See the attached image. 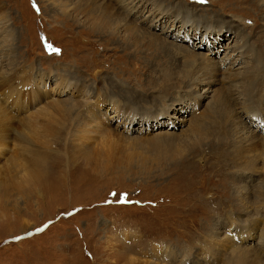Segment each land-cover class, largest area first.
<instances>
[{"label": "rangeland", "instance_id": "1", "mask_svg": "<svg viewBox=\"0 0 264 264\" xmlns=\"http://www.w3.org/2000/svg\"><path fill=\"white\" fill-rule=\"evenodd\" d=\"M92 5L0 0L1 75L19 89L28 76L42 79L47 90L12 107L10 85L0 87L9 127L0 139V264H124L120 253L132 264H264V0ZM107 9L116 24L96 29L90 16ZM227 54L244 57L236 67L260 63L258 75L232 85L219 72L200 84L204 69L194 65L218 71ZM10 58L21 71L8 69ZM65 78L76 87L62 93ZM45 123L30 146L51 160L30 179L18 138Z\"/></svg>", "mask_w": 264, "mask_h": 264}, {"label": "bare ground", "instance_id": "2", "mask_svg": "<svg viewBox=\"0 0 264 264\" xmlns=\"http://www.w3.org/2000/svg\"><path fill=\"white\" fill-rule=\"evenodd\" d=\"M72 0H64V2L62 3V0H60V2H61V4H64V5H67L68 4V2H71ZM82 2L86 5V6H93L94 7V5H92L93 4V0H82ZM75 3H77V2H74V4ZM78 4L80 5V2L78 1ZM128 4H129V2H128ZM97 5V4H96ZM95 5V6H96ZM84 6V5H83ZM85 6V7H86ZM130 7V6H129ZM75 8V7H74ZM109 10L107 9V10H105L104 11V14L101 16L100 14H97L98 15V17H99V19H96V18H94V17H92V16H90V20H91V24L93 25V27H95L96 29H103V31H105V30H107V28H108V25L110 24V23H114V24H116L115 23V20L117 21V19L119 18V17H117L116 19L114 18L115 16H114V14H113V12H111V11H109ZM91 13H94V10H92L91 11ZM94 14H96V13H94ZM116 14V13H115ZM113 15V16H112ZM4 17V14L2 13L1 14V18H3ZM187 18H185V20H186ZM2 20L0 19V24H2ZM126 24V23H125ZM183 24H185V21L183 22ZM3 25V24H2ZM118 27V23H117V26H115L114 28L116 29ZM126 27V26H125ZM130 27V26H129ZM131 30H133V31H131V32H129V33H131V34H133L134 33V37L135 38H139L142 34L141 33H139L137 30L138 29H136L135 28V26L134 25H132L131 27ZM141 31V30H140ZM116 34V33H115ZM1 35V34H0ZM3 36V35H2ZM132 36V35H131ZM154 37L155 36H152V35H150L149 36V38H150V40H154ZM9 38V37H8ZM155 39H158L157 38V36L155 37ZM164 39V38H163ZM137 40V39H136ZM159 40V42L158 43H161V39H158ZM165 40V39H164ZM239 44V43H238ZM10 45V44H9ZM12 45V44H11ZM160 45H162V44H160ZM240 45V44H239ZM238 45V46H239ZM167 47V46H166ZM13 48V46H11V49ZM163 48V47H162ZM239 48V52L242 54L241 56H246V55H249L248 54V52H249V50H248V48L244 45V44H241L240 45V47H238ZM166 50V49H165ZM12 53V52H11ZM195 55V54H194ZM228 55V54H227ZM237 56V55H236ZM251 56V55H250ZM260 56V55H259ZM244 57H240L239 56V58L238 59H236L235 58V60H232L231 59V57L228 55V56H225L222 60H224V62H221L220 63V68H218V71H216V69H214V67L211 65V63H206V59H204V62L206 63L205 64V66L203 65H201L202 63H203V61L201 62V60L196 64V65H194V66H198L199 68H203L204 69V72H201V75H200V78H201V81L203 82H200V80L198 81L200 84H206V82L208 81V76H213V75H217V73H219V72H221L222 74H223V78H224V83H226V82H229V83H231L232 85H237L236 83H234L233 82V80H236V79H240V78H242V80H244V81H247V83H250V81H251V78L252 77H255L254 75H258V74H254V70H257L258 68H261V64L260 63H257V62H255L256 64H253V65H249V67L247 66V65H240L239 67H236V64L238 65L239 63L240 64H242V59H244ZM253 58V57H252ZM215 60V59H214ZM247 60V59H246ZM256 60V59H255ZM184 61V60H183ZM192 61V60H191ZM228 62V63H225V62ZM244 61V60H243ZM247 62H249V60L247 61ZM1 63V62H0ZM6 64L8 63V64H10L11 65V67L10 68H8V69H17L18 67H19V64H17V63H15V58H10L8 61H6L5 62ZM232 63V64H231ZM249 63H251V62H249ZM246 64V63H245ZM193 66V67H194ZM217 66V65H216ZM21 69H22V67L20 66L19 68H18V71H21ZM4 70V69H3ZM6 71V70H5ZM12 72H14V71H12ZM263 72V71H262ZM6 73V72H5ZM1 74H3V72L1 73L0 72V87H2V88H4V87H7L8 85H10L8 88H6V91L10 94V96H9V98H8V100H9V103L10 104H8V106H12L13 107V105H16V103L18 102V100H19V98H20V96L22 95V94H30V95H32L35 99H37V98H39V97H41V96H44L45 94H47L46 93V84H45V82L42 80V79H32V76H28V77H26L28 74H26L25 75V77L27 78V80H28V83H27V85L25 86V85H23V87H24V89H23V87H21L20 89L18 88V80H17V78L16 77H13V76H6V75H1ZM12 74V73H11ZM17 75V74H16ZM218 76V75H217ZM260 77V76H259ZM220 78V77H219ZM233 78H235V79H233ZM19 79V78H18ZM242 80H241V82H242ZM263 80V79H262ZM11 82L10 84H6V82ZM17 81V82H16ZM260 81V80H259ZM23 82V81H22ZM256 81H254L253 83H255ZM16 83V84H15ZM23 84V83H22ZM41 85H42V87H45L44 88V90L42 89V87H41ZM12 86H14L13 88V90H10V88L12 87ZM57 88H58V90H60V88H61V92L62 93H64L67 89H72L73 87H74V89H75V87H76V84L75 83H72V81H70L69 79H67V78H65L64 80H63V82H62V80H61V82L60 83H58L57 84ZM20 87V86H19ZM228 87V86H227ZM229 87H230V85H229ZM236 87V86H235ZM246 87H248L247 85H246ZM237 88V87H236ZM244 88V87H243ZM78 89H79V87H78ZM229 89H231V87L229 88ZM253 89V88H252ZM261 89V88H260ZM78 91V90H77ZM217 91V90H216ZM244 91V90H243ZM246 92V91H245ZM251 92V91H250ZM2 93V92H1ZM4 93V92H3ZM230 93L233 95L235 92L234 91H230ZM241 93V92H240ZM226 94H228V92L226 93ZM236 94V93H235ZM242 94V98H244L245 97V95H246V93H241ZM1 96V95H0ZM6 96V95H5ZM229 96V95H228ZM252 97V96H251ZM6 98V97H5ZM218 98V97H217ZM241 98V99H242ZM113 99H114V97H113ZM246 99V98H245ZM7 100V99H6ZM230 100V99H229ZM16 103H15V102ZM105 101V100H104ZM111 101V100H110ZM116 102V101H115ZM220 102V101H219ZM221 104H224L225 102L227 103L228 102V98H223L222 100H221ZM235 102V101H234ZM253 102V101H252ZM256 102V101H255ZM257 102H259V101H257ZM1 103V102H0ZM8 103V102H7ZM217 103V102H216ZM249 103V102H248ZM68 105H77L76 104V101H74V102H72V103H67ZM115 104V108L116 109H118V110H120L119 109V106H120V104H119V102L117 101L116 103H114ZM219 104V103H218ZM232 104V103H231ZM48 105V104H47ZM158 105V104H157ZM242 105V104H241ZM245 105V104H244ZM248 105V104H247ZM25 106V105H24ZM42 106V105H41ZM73 106V107H74ZM233 106V105H232ZM26 107V106H25ZM226 107V106H225ZM64 108V107H63ZM227 108V107H226ZM245 108H247L246 106H245ZM11 109V108H10ZM35 109V108H34ZM9 110V109H8ZM14 110V109H13ZM132 110V109H131ZM225 110V109H224ZM47 111H48V109L45 111V113H47ZM64 111V110H63ZM91 111V110H90ZM133 111V110H132ZM229 111V110H228ZM227 111V112H228ZM6 108H4V107H1L0 108V139H6L7 138V136L8 135H6L7 134V130H9V127H8V124L7 123H5L3 120L6 118ZM221 112V111H220ZM219 112V113H220ZM225 112V111H224ZM25 113V112H24ZM93 113V112H92ZM63 114V113H62ZM104 114V113H103ZM225 114V113H224ZM90 115V114H89ZM106 115V114H105ZM124 115V114H123ZM138 115V113H136V112H134V114H132L131 116L133 117V118H136V116ZM126 116V115H125ZM139 116H140V114H139ZM13 117V116H12ZM28 118V117H27ZM145 118H147V116H145ZM205 118H209V117H207V116H205ZM213 118V117H212ZM132 119V118H131ZM197 119V118H196ZM27 120V123H33V122H31V121H29V119H26ZM37 120V119H36ZM88 120V119H87ZM130 120V119H129ZM209 120V119H208ZM99 123H102L101 122V120H99L98 121ZM34 123H36V122H34ZM191 123H192V125H193V127H196L197 129H198V127H199V125H203V122H202V120H200V121H198L197 123L198 124H195L193 121H191ZM215 123V122H214ZM55 124V123H54ZM90 124V123H89ZM11 125V124H10ZM9 125V126H10ZM33 125V124H32ZM58 125V124H57ZM87 125V124H86ZM47 126H48V123H45V124H39V126H33V128L30 130V127L29 126H27L26 127V134H25V137H19L18 138V140L20 139V143L21 144H23V143H25V145H27L26 147H24L25 149H24V158L25 159H22V162L24 163V166H25V169H26V177L28 176L30 179H32V178H35V177H38L39 176V172H38V170H37V167L41 164V163H47L48 161H49V159L51 158L50 156H44V157H40V155L38 156L37 154H38V152L36 153L35 151H33L32 149H31V146H30V142L32 141V139L30 138V133H32L34 130V128L35 127H39V129H40V127H42L43 129L45 128V129H47ZM11 127V126H10ZM21 127V126H20ZM104 127V126H103ZM106 127H107V125H106ZM87 128V127H86ZM113 128V127H112ZM204 128V127H203ZM43 129L42 130H40V131H42V133L40 134V136L42 137V136H44V131H43ZM97 129V128H96ZM199 129H201V128H199ZM89 130V129H88ZM102 130V129H101ZM192 130V129H191ZM203 130V129H202ZM206 130V129H205ZM242 130V129H241ZM82 131L84 132V133H89V131H87L86 129H85V126L83 127V129H82ZM87 131V132H86ZM109 131V130H108ZM111 131V130H110ZM207 131V130H206ZM28 132H29V134H28ZM35 132V131H34ZM92 132V131H91ZM194 132H196V131H194ZM210 132V131H209ZM22 133H23V131H22ZM200 133H201V131H200ZM36 134V133H35ZM92 134V133H91ZM37 135V134H36ZM86 136V135H85ZM92 136V135H91ZM112 137H113V134L111 135ZM168 136V135H167ZM240 136V135H239ZM9 137V136H8ZM38 137V136H37ZM36 137V138H37ZM83 137H84V135H83ZM252 137V136H251ZM254 137V136H253ZM51 138V137H50ZM197 138V137H196ZM80 139V138H79ZM82 139H84V138H82ZM111 139V138H110ZM113 139H115V138H113ZM197 139H199V138H197ZM205 139V138H204ZM203 139V140H204ZM255 139V138H254ZM257 139V138H256ZM54 140V139H53ZM7 141V140H6ZM192 141V140H191ZM253 141V140H252ZM8 142V141H7ZM101 142V141H100ZM245 142H246V140H245ZM254 142V141H253ZM256 142V141H255ZM1 143H4V142H1ZM109 142H107V141H104V142H102L101 143V145H103L104 147L103 148H105V147H107V144H108ZM114 143V142H113ZM117 143V142H116ZM197 143V142H196ZM110 144V143H109ZM192 144V143H191ZM249 144V143H248ZM250 145H251V142H250ZM21 146V145H20ZM24 146V145H23ZM22 146V147H23ZM21 147V148H22ZM40 147V146H39ZM244 147V146H243ZM95 148H97V146L95 147ZM109 149H111V146L110 147H108ZM245 148H247L246 146H245ZM253 148V147H252ZM1 151V150H0ZM40 153H41V151H40ZM252 154V153H251ZM42 155V154H41ZM253 155V154H252ZM43 156V155H42ZM253 158V157H252ZM51 160V159H50ZM250 160V159H249ZM51 163V162H50ZM57 163V162H56ZM251 164V163H250ZM23 167V166H22ZM40 168V167H39ZM46 168V167H45ZM57 173V172H56ZM58 175L60 174L59 172L57 173ZM26 177H25V180H26ZM28 178V179H29ZM44 178V179H43ZM43 178H41L40 180H39V187L41 186L42 188H43V186H48V185H50L51 187H53L54 185H57V184H59V183H63L64 182V179H63V177H62V175L61 176H59V177H56L57 179H51L50 177L49 178H47V177H43ZM27 179V180H28ZM37 180V179H36ZM51 183V184H50ZM29 184V183H28ZM51 187H49V188H51ZM48 188V189H49ZM264 235V234H263ZM127 236H129V235H127ZM262 237V236H261ZM264 237V236H263ZM262 237V238H263ZM159 245V244H158ZM230 248V247H229ZM213 249H214V247H213ZM165 251L166 250V248H164V247H162V249H161V251ZM118 251V250H117ZM240 251V250H239ZM119 253H120V251H119ZM205 253H206V251H205ZM217 253V252H216ZM160 255H161V253H160ZM119 256H121V257H123V258H126V262L124 263V264H132L133 263V261H134V259L132 258V257H130L129 256V254L127 255V253H120L117 257H119ZM159 257H161V256H159ZM211 257H214V256H212L211 255ZM136 259V258H135ZM215 259V258H214ZM217 260V259H216ZM112 261H115V262H113V264H118V261H117V259H114V260H112ZM141 262V261H140ZM123 264V263H122ZM155 264H157V263H155Z\"/></svg>", "mask_w": 264, "mask_h": 264}]
</instances>
